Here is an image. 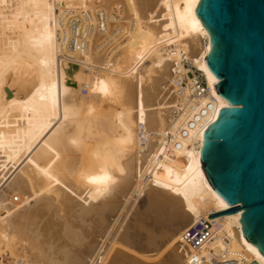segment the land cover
I'll use <instances>...</instances> for the list:
<instances>
[{
  "label": "bare ground",
  "instance_id": "6f19581e",
  "mask_svg": "<svg viewBox=\"0 0 264 264\" xmlns=\"http://www.w3.org/2000/svg\"><path fill=\"white\" fill-rule=\"evenodd\" d=\"M197 1L0 0V257L264 264L233 213L211 219L220 227L204 259L181 241L186 227L227 210L200 164L203 132L230 104L203 67ZM184 59L209 89L200 99L190 98ZM176 75L187 76L181 92Z\"/></svg>",
  "mask_w": 264,
  "mask_h": 264
},
{
  "label": "water",
  "instance_id": "95a60500",
  "mask_svg": "<svg viewBox=\"0 0 264 264\" xmlns=\"http://www.w3.org/2000/svg\"><path fill=\"white\" fill-rule=\"evenodd\" d=\"M209 37L202 63L222 107L203 132L201 169L264 258V0H198ZM7 95L10 92L7 90Z\"/></svg>",
  "mask_w": 264,
  "mask_h": 264
},
{
  "label": "built area",
  "instance_id": "2783aa9c",
  "mask_svg": "<svg viewBox=\"0 0 264 264\" xmlns=\"http://www.w3.org/2000/svg\"><path fill=\"white\" fill-rule=\"evenodd\" d=\"M117 17L120 15L114 13ZM78 26L79 22L77 19H70L69 22V29L71 33V38H68L66 41V48H68L70 51L75 52L77 47L76 42L73 40L75 37L79 36L78 33ZM88 34V31L86 30L85 33L82 35V40L85 41V35ZM84 37V38H83ZM81 38V35H80ZM65 39V34H63L62 41ZM82 41V42H83ZM86 42V41H85ZM64 44V42H62ZM85 44V43H84ZM68 50V51H69ZM183 65L186 68H189V72L187 74L190 75V77L193 79V85H190L191 89V95L190 98L192 99H200L204 96H206L209 92V89L206 85V82L204 80L203 75L200 71L196 70L194 67L190 65V63L184 59ZM187 76L186 78L181 77L179 75H176L174 78V86L178 89V91H183L187 87ZM209 103H207V106ZM206 110V107L203 109L201 108V113ZM197 115V114H196ZM220 226L216 223V221L208 219V218H200L197 222H194L193 224L186 227L182 233H181V241L190 248V255L195 253H200L202 255V259H204L203 249L206 245H208L209 242L213 239V232L216 231ZM210 260L214 263H220L217 262L216 254L214 251L210 250L208 252Z\"/></svg>",
  "mask_w": 264,
  "mask_h": 264
},
{
  "label": "rangeland",
  "instance_id": "374dc122",
  "mask_svg": "<svg viewBox=\"0 0 264 264\" xmlns=\"http://www.w3.org/2000/svg\"><path fill=\"white\" fill-rule=\"evenodd\" d=\"M142 200L143 198L140 199L139 201L142 202ZM0 260H1L0 264H10V261H11L9 255H3L2 257H0Z\"/></svg>",
  "mask_w": 264,
  "mask_h": 264
}]
</instances>
